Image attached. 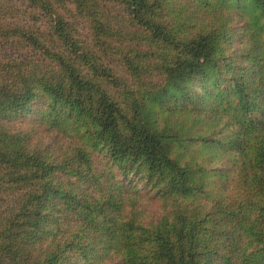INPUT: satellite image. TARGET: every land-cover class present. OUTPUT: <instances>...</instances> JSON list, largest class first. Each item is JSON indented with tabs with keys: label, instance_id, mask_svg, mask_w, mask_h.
Returning <instances> with one entry per match:
<instances>
[{
	"label": "trees",
	"instance_id": "trees-1",
	"mask_svg": "<svg viewBox=\"0 0 264 264\" xmlns=\"http://www.w3.org/2000/svg\"><path fill=\"white\" fill-rule=\"evenodd\" d=\"M29 1L0 22V264H264V0ZM41 98L47 138L7 121Z\"/></svg>",
	"mask_w": 264,
	"mask_h": 264
},
{
	"label": "rangeland",
	"instance_id": "rangeland-1",
	"mask_svg": "<svg viewBox=\"0 0 264 264\" xmlns=\"http://www.w3.org/2000/svg\"><path fill=\"white\" fill-rule=\"evenodd\" d=\"M214 1L219 2L220 0ZM225 6L227 9L230 8L229 10L232 13V19L234 24L242 23V20L244 18H248L249 16L246 12L245 2H240V0H225ZM165 7H167V5ZM32 8L34 7H32V3L29 0H0V22L9 24H17L22 22L38 24L42 21H45V18L39 15H37L38 17L34 18V9ZM113 11H117V9L113 8ZM159 16H162L159 20H165L167 22L172 20H179V18L174 17V15L172 13H169L168 11H165V13L163 14L159 13ZM78 29L81 37H83V39L85 38L86 40H89V30L87 29L86 24L82 23L78 25ZM237 45L238 43L233 38V40H231L229 43L230 50L233 51ZM11 50L22 49L17 46L6 45L3 49H0V53L2 54L3 52ZM45 104L46 103L43 102V99L41 98L32 105V109L30 111L15 114L12 117L7 118V121L11 122L12 126H14L15 128H24L30 126L33 123H39L36 120L40 119V125L35 132V136L42 135L47 138L48 134L44 131V128H46L47 125L45 124L46 121L44 120V113L41 111V109L44 108ZM106 163L107 162L105 161L104 154L98 153L96 156V164H98L97 167L99 169L104 168L105 170ZM115 181L118 184L124 183L127 186L129 192H134V188L141 193L143 206L147 208V217H157V215L160 214L159 206L161 204V201L156 198L158 195V190L148 185H145L142 180L138 179L132 174L129 176V178H124L118 171H116ZM200 195L198 196V199L205 201V195Z\"/></svg>",
	"mask_w": 264,
	"mask_h": 264
}]
</instances>
